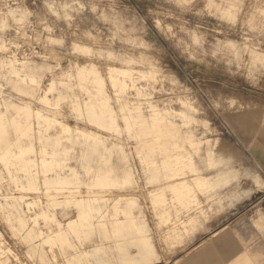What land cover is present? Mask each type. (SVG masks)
<instances>
[{
  "label": "rangeland",
  "instance_id": "374dc122",
  "mask_svg": "<svg viewBox=\"0 0 264 264\" xmlns=\"http://www.w3.org/2000/svg\"><path fill=\"white\" fill-rule=\"evenodd\" d=\"M263 160L264 0H0V264H180Z\"/></svg>",
  "mask_w": 264,
  "mask_h": 264
},
{
  "label": "crops",
  "instance_id": "0c3cea01",
  "mask_svg": "<svg viewBox=\"0 0 264 264\" xmlns=\"http://www.w3.org/2000/svg\"><path fill=\"white\" fill-rule=\"evenodd\" d=\"M224 156H229L227 160L234 163L247 161L245 155ZM259 156L258 154L255 156L258 162H260ZM232 172L235 174V179L231 180L228 186L217 191L228 194L229 196L226 197L228 200L222 202L225 200L223 198L220 207L214 206L215 209L231 212L226 216H220L225 218L224 223L205 236L186 260L176 259L178 263L264 264V181L262 179L264 173L260 170L240 168H235ZM216 174L217 170L212 176L215 177ZM256 176L260 178L262 185L256 183L254 180ZM240 178L247 180L236 186ZM253 196L255 199L249 203V199Z\"/></svg>",
  "mask_w": 264,
  "mask_h": 264
},
{
  "label": "bare ground",
  "instance_id": "6f19581e",
  "mask_svg": "<svg viewBox=\"0 0 264 264\" xmlns=\"http://www.w3.org/2000/svg\"><path fill=\"white\" fill-rule=\"evenodd\" d=\"M187 139H188V137H187ZM103 178H105V177L96 178V182L97 183H99V182H102L103 183L104 182L103 181ZM105 179H107V178H105ZM195 184L197 186L199 185V186L207 187L209 185V181H207V180H205L204 178H201V177H195ZM177 192H178V194L180 196H182V197L184 196L186 199H189V195L187 194L188 191H187V188H186L185 184L178 185ZM76 203L80 207V209H79L80 210L79 211V216H81L82 218H86L87 217V214H86L85 210L90 206L89 202L87 200L86 201L84 200V201H76ZM90 226L92 228V225H90ZM108 263L109 262H106V261H103L102 260V261L97 262L96 264H108ZM88 264H90V263H88Z\"/></svg>",
  "mask_w": 264,
  "mask_h": 264
}]
</instances>
